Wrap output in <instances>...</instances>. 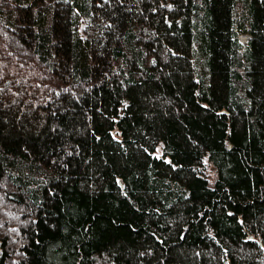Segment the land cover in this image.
<instances>
[{
  "label": "trees",
  "instance_id": "1",
  "mask_svg": "<svg viewBox=\"0 0 264 264\" xmlns=\"http://www.w3.org/2000/svg\"><path fill=\"white\" fill-rule=\"evenodd\" d=\"M0 245L264 264V0H0Z\"/></svg>",
  "mask_w": 264,
  "mask_h": 264
},
{
  "label": "water",
  "instance_id": "2",
  "mask_svg": "<svg viewBox=\"0 0 264 264\" xmlns=\"http://www.w3.org/2000/svg\"><path fill=\"white\" fill-rule=\"evenodd\" d=\"M247 38H248L247 35H242V36H241V40L244 41V42H246Z\"/></svg>",
  "mask_w": 264,
  "mask_h": 264
},
{
  "label": "rangeland",
  "instance_id": "3",
  "mask_svg": "<svg viewBox=\"0 0 264 264\" xmlns=\"http://www.w3.org/2000/svg\"><path fill=\"white\" fill-rule=\"evenodd\" d=\"M209 169H210L211 172H213V170H212L213 167L211 165L209 166ZM0 254H1V245H0Z\"/></svg>",
  "mask_w": 264,
  "mask_h": 264
}]
</instances>
